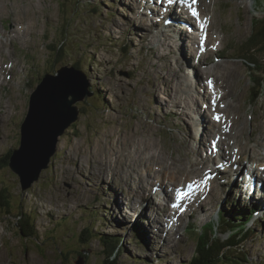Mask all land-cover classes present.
Listing matches in <instances>:
<instances>
[{
    "label": "rangeland",
    "instance_id": "1",
    "mask_svg": "<svg viewBox=\"0 0 264 264\" xmlns=\"http://www.w3.org/2000/svg\"><path fill=\"white\" fill-rule=\"evenodd\" d=\"M124 1L0 0V161H6L7 155L20 147L21 125L29 111L30 96L46 74H54L63 66L71 67L78 62V66L84 71L89 89L93 88L101 93L105 101V104H94L92 96L78 103L80 109L84 108L89 115L80 113L78 121L60 138L58 152L52 158L49 168L42 172L40 179L29 189L23 188L20 176L13 172L9 164L0 167V193L2 188H6L11 198V201L6 198V202L10 203L12 213L6 215L7 212L0 206V264H61V250L68 255L66 264H110L102 253L101 244L96 238L97 232L128 239L126 246L129 243V247L119 256L118 264H141L136 257H150L149 262L153 260V264L161 261L166 263L165 260H169L170 264H188L197 252V246L193 236L187 232V226L191 223L197 228L202 227L217 217L224 204L226 212L221 214L231 216V204L230 201L227 202V194L233 183V175L224 182L213 177H217L215 171L218 168L228 167L223 161L231 166L240 162L232 163L229 158H237L235 150L241 139L233 136L232 132L229 154L224 148H217L218 153L211 149L215 146V138L221 136L213 130L211 122H203L202 116H212L210 107H204L205 102L209 104L210 101L194 92L189 79L191 64L200 86L205 87L210 94V100L215 101L208 78H205L209 66L201 65L198 68L202 69L199 71L204 75L202 84V77H198V60L194 63L193 59H189L193 47L184 41L177 42L178 38L174 34V38L170 35L172 40L169 41L163 32L166 27L160 21V15H169L171 19V14L155 7L151 2L149 4L156 9L158 16L150 18L142 11L139 16L134 9L136 2L132 1L129 6ZM180 4L184 3L180 1ZM207 5L214 16L210 13L207 15L214 17L216 22L210 29H214V35H209L212 43L208 47L213 50L219 48L220 53L226 54L220 49L222 44V48L227 47V52L231 51L228 52L230 57L216 58L215 62L225 61L222 64L224 69L234 74L235 104L240 107V112L234 114L230 108L224 113V109L218 106L220 112L217 111V116L221 119V115H225L229 124H236L241 114L245 137H261V132H264V95L259 99L256 97L262 87L259 80L264 79V50L259 49V44L250 43L249 37L253 33L252 20L255 18L260 22L264 19V4L259 12L250 10L246 0H205L204 6ZM149 14L155 15L150 11ZM185 14L197 28L194 19L188 13ZM202 18L203 15L200 19ZM173 19L172 25L180 30L178 37L184 34L185 38H189L191 34L182 19L179 21L180 26ZM165 30L169 32V28ZM218 37H226L225 42L217 45ZM193 39L198 42L194 35ZM62 42H65L67 53H55L56 46ZM171 43L179 56L172 49ZM204 46L201 47L202 50ZM193 51L196 56V50ZM169 57H174V63L170 62ZM231 57H235L233 61H230ZM184 63L187 64L186 67L183 66ZM202 63L201 61L200 64ZM252 79L257 80L255 88ZM186 83L191 85V91L185 88ZM183 88L186 89L185 93H182ZM177 93L179 99H175ZM186 94L192 96L193 103L197 98L195 106L198 103V108L194 113L198 127L195 119L189 115L192 113L189 108L192 106L191 102L182 100ZM173 100L178 101L175 102L178 108L182 106L181 115L176 113V108L173 107L175 105L172 106ZM224 100L219 104L224 103ZM227 101L232 102L233 98L229 97ZM223 121L225 123L226 120ZM207 125L210 128L212 126L214 132L215 138L211 140V144L210 140H206L207 135L212 138L206 130ZM199 127L201 131L198 134ZM197 134L198 148L207 147V151L197 153L196 144L193 142V137L196 138ZM255 145V142L250 144L253 148ZM149 150H158L156 152L161 158H156L154 154L147 157L146 151L149 154ZM260 153L264 156V148ZM201 157L204 159L195 161ZM246 158L254 163L250 155ZM148 160L155 167L164 169L167 178H170L168 172L175 170L168 167L167 160L170 164L175 162L182 167L194 162L192 167L198 165L203 171L205 167L207 171L211 169L212 172L208 175L212 176V187L216 186V190H220V194L213 195L215 203L207 205L204 213L193 203L186 206V214L180 216L183 221L178 232L173 231L174 236L170 237L173 239L172 244L160 245L153 241V245L149 247L150 252L138 249V245L131 242L133 238L127 237L131 230L123 227L130 222L131 228L132 224L139 222L142 208L147 210V207H153L152 212H145V218L141 217L144 223L147 221L153 230H159V223H165L168 229L164 200L155 194L149 184L156 181L157 175L150 174L149 177L147 167H137ZM217 162L219 165L214 166ZM135 166L138 168V175L134 176L132 173L131 177L135 183L138 181L139 186L142 185L147 190V197L143 199H138L137 194V199L132 198L133 195L127 192V182L123 180L127 168L133 169ZM256 167L259 168L257 165ZM234 172L236 171L227 170L223 179ZM204 174L207 173L190 175L188 178L179 175L176 181L168 180V184L173 185L171 192L175 193V186L180 187L185 181L194 183L205 176ZM245 178L244 175L243 179ZM226 181L229 184L223 186ZM123 183L126 185L123 186ZM116 186L118 191L111 193ZM167 186L162 189L166 194L169 192ZM130 187L137 190L132 179ZM119 191L127 194L123 196ZM209 191L212 192V189ZM4 195L7 196L6 193ZM253 195L261 200L260 195ZM203 196L205 195L200 197ZM126 197L136 205V213L131 219L135 222L127 218L132 215V205H127ZM153 201L158 202V207L151 204ZM171 211L170 209L167 218L173 223L175 215L171 216ZM22 212L29 213L31 220H35L43 237L41 242L23 239L17 221V216ZM260 212H264V209L260 208ZM90 214L96 215V218ZM85 229H92L94 236L96 235L91 243H83L81 240ZM256 229L262 237L254 236L241 245V249L229 253L239 258L234 264H264V226ZM217 237L222 238L220 234ZM127 249L131 252H127ZM84 254L87 257L85 259ZM245 254L248 255L247 262L243 259Z\"/></svg>",
    "mask_w": 264,
    "mask_h": 264
},
{
    "label": "bare ground",
    "instance_id": "2",
    "mask_svg": "<svg viewBox=\"0 0 264 264\" xmlns=\"http://www.w3.org/2000/svg\"><path fill=\"white\" fill-rule=\"evenodd\" d=\"M132 1H135L136 4H139L138 8H137L138 10H140V9L144 10V8H145V10L148 9V12H147L148 15H149V11H150L151 13L154 12V14H155V15H153L154 17L158 16V13L156 14V9H154L151 4L144 3V0L142 2L139 1V0H129V2L128 1L127 2L124 1V4L126 5V3H127L130 6L132 4ZM180 1L181 0H177V2L172 5V8L170 10H168L169 12L166 10L167 11L166 13H170L171 16L178 21V24H179V21L181 22V19H182V21L186 24L187 29H188V31H189V33L191 35H189L190 36L189 38H185V35L183 34L179 38L178 37V32L180 30H177L172 25V22L174 21V19L173 18L170 19L169 15H166V17H163V15H160V21L164 22V27H166L165 29L169 28V32L167 30H165V29L163 30V32L166 33V38H168V40L171 41L172 38L170 37V35L173 37V34H174V36L178 38L177 42H183V41L187 42V43L190 44V46L193 47V49L196 50V52H197L196 56L194 55L193 49L190 51L189 59H193L194 63H195V60H198L197 71L199 72L198 77H202V84H203V80H204V75H202V72L200 73V71H199V70H202V69L198 70V68L201 65L209 66L208 72H207L205 78L206 79L208 78L207 80L212 82L211 87H210V91H211L212 95L215 96V97H213V98H215V101H214L215 103L214 104H213V101L210 100V94L208 93V90L204 87L205 90H206L205 91L204 88L202 86H200V82L198 81L197 77L195 76V73H193V71H192V65L191 64H190V67H189V71L191 72V74H189L190 75L189 79H191L190 81L193 84L194 92L195 93H200L198 95H200V97L206 99L207 101H210V104L213 107L210 104H208V103L206 104L205 101H204L205 102V106L204 105L203 106L207 107V108L210 107L211 110L213 109L215 116L218 115L217 111L220 112V110L217 109L218 106L221 109H224V111H223L224 113H226L227 109L230 108L234 112V114L235 113L237 114L238 112H240V107H237L236 104H235L236 98H235V95L233 93V89H234L233 86H235V84L233 82L234 74L232 72L224 69V66L222 64L225 61H222V62L219 63L217 61L215 62V60H214L215 58H218V59L228 58V57H230L229 56L230 53L222 54V53L219 52V48H214V50L209 48L208 46L212 43V39H211L212 37H210L209 35L208 36L204 35L206 30L209 32L210 29L216 24L214 17L211 20V23H210L211 25L210 26H208V23H209L208 19H205V17H203L201 19V22L203 24V30H202V28H200L201 35L199 36V39L203 40L202 43H201V47L205 45L204 49L202 50L200 46L196 47V45H194L195 41H193L194 40L193 39V35L196 36L198 34V32H199V26L195 22V18L196 17H193L191 12H190V10H189V8H188V6L186 4L181 5ZM198 6H196L197 8H195L194 5L192 7L195 8L196 11L198 12L199 18H201V16L203 14L207 15L209 13L214 16V13L211 12V10H210L208 5L207 6H201L199 8H198ZM155 7H157V6H155ZM163 8H164V6H163ZM184 11L186 13H188V15L191 16L194 19V22L196 23L197 28H195V25L192 22L191 18L188 17L185 14ZM201 11H202L203 14L201 13ZM156 21L158 22V20H156ZM139 22H141V21H139ZM142 24H144V22H142ZM166 24H167V26H166ZM179 26H180V24H179ZM196 29H198V30H197V32H195L196 33L195 34L193 31L194 30L196 31ZM219 34H221V33L219 32ZM225 40L226 39L224 37H219V38H217L216 43L218 45L220 43H224ZM170 45L172 46V49H174L175 53L177 54L175 46L172 43ZM234 58L235 57H231L230 61H233ZM201 61L203 62L202 64H200ZM186 65H185V63L183 64V66H185V67H186ZM185 86H186L185 88H188V89L190 88L191 89V85L190 84L188 85L186 83ZM185 92H186V89L183 88L182 93H185ZM178 93L175 96V99H179ZM229 97L233 98L232 102H228L227 101V98H229ZM196 99H195V103H193L191 95H187L185 98H182L183 101L191 102L192 106H190L189 108H190L192 113H190L189 115L191 117H193V119H195L196 127H198L197 120H196L195 113H194V110L198 108V103H197V106H195ZM223 100H224V103L219 104ZM175 102H178V101H174L173 100L171 102L172 106L174 104L175 106H173V107L176 108V113L178 115H181L183 113V111L181 109L182 106H180V108H178L177 103H175ZM180 103H182V102H180ZM210 118H208L206 116H202L203 122H205V123L211 122V124H212V126L214 128L213 130L217 131L219 133V135L221 136L218 139L215 138L214 137V132L212 130V126H211V128L208 125L206 126V130L208 131V133H210L212 135V138L209 135H207L206 136V140H210V144H211V142H212L211 140L213 138H215V141H213L214 144H215V149L214 150L217 152V148H219V149L220 148H224L226 153L229 154L231 152L229 147H231L230 140L232 138V132H233V136L237 137V139H241V142H239V144L237 145L236 150H235V154H236L237 158L236 159L229 158V159L231 160L232 163H237V162L240 161L237 164L238 166H240L244 162L249 163V164L246 165V168H249L251 166V164H252V166L247 170V172H246V169L243 170V171L236 169V172L229 173L228 174V178H224V179H223V174H225V172H227V170H229V169H225L224 170V167H220L219 166L220 168H218L215 171V173H217L216 174L217 175V179L219 181H221V182H224V180L231 178L232 175L234 176V177L232 176L233 183H232L231 187L229 188V192L227 194V202L228 201H231V202L235 201V198H236L235 197V190H237V192L240 195H243L248 201L251 202V204H253L254 206H256L258 208H263L264 209V201H262V200H264V182H263L264 181V156L260 153V150L262 148H264V132L263 131L261 132V137H258V138L257 137L256 138L248 137V138H246L245 137V132H244L243 120H242L243 117H242L241 114L239 115V119H238L236 124H234V123L229 124L227 122L228 118L225 117V115H221V119L219 121H217L216 119H213V118L210 119ZM224 119L226 120L225 123H223ZM200 131H201V128L199 127L198 134L200 133ZM198 134H197L196 138L193 137V142H195V144H196L197 153H200L201 151L205 152V151L208 150L207 147H205L204 149L202 147L198 148V145H197V142H196V140L198 139ZM242 141H245V142H242ZM253 142L256 143V145H255L256 147H254V148L250 146V144L253 143ZM191 143H192V141H191ZM226 146H228V147H226ZM156 151L158 152V150H156ZM156 151L149 150L148 151L149 154L146 151V155H148L147 157H149V155H151V154H154L156 158H161V156L158 155V153ZM248 155L251 156V159H253L254 163L259 168H257L254 163L249 162L248 158H246ZM143 156H144V154H143ZM244 158H245V160H243ZM202 159H204V158L201 157V158H199V159H197L195 161H199V160H202ZM241 160H243V161H241ZM167 162H168V167H171V168L175 169V170H170L168 172L170 178H167V176L165 175V170L164 169H162L161 167H158V168L155 167L151 160H148L147 162L140 163V164L138 163L139 165L137 167H139L140 165L147 167V169H149V177H150V174H151V176L152 175H154V176L157 175L156 178H155L156 181L155 182L152 181L153 184H152V182H150L149 184L152 187L151 189L153 191H155V194L161 196L160 198H162L164 200V205L166 204L164 209L167 212V214H166L167 216L165 218L167 220L168 229L166 228L165 223H159L160 226H161V228L159 230H153L151 228V226L148 225L147 221H145L146 223H144V220L141 217L143 216L145 218V212L146 213L152 212L153 211V209H152L153 207L152 208L151 207H149V208L147 207V210L145 208L144 209L142 208L140 210L141 213H140L139 218H138L139 222H135V220L131 221L132 216L136 213V211H135L136 209L134 210V207H136V205L134 206L135 203L133 201H131L129 199V197L125 198V202L127 203V205L128 206L132 205V212H131L132 215L130 214L131 216L130 217L128 216L127 218L130 219L131 222L145 224L146 231L149 233L150 238L153 241L158 242L160 245L172 244V240L173 239L170 238V237L174 236L173 231L176 230L178 232L180 223H181V221H183L182 220L183 217H180V216H183V215L186 214V211H187L186 206H188L190 203H193V204H195V206L199 207V210L201 212L204 213V208L207 205L215 203L213 195H216L217 193L220 194V190L219 191L216 190V186L214 188L212 187V186H214V185H212V176L208 175L210 172H212L211 169H209L207 171V169L205 167V171H203L202 167H198V165H194V167H192L194 162L188 163L187 167L178 166L175 162L170 164L168 160H167ZM223 162H225V161H223ZM213 165L214 166L215 165L218 166L219 162H217V163H215ZM151 166H153V169L151 168ZM137 167L135 166L133 169L128 167L127 171L123 174V180H125L127 182V188H128L127 192L133 195L132 198H135V194H137V198L138 199H143V198L147 197L146 196L147 195V190L144 188V186H142V185L139 186L138 181L135 183L134 179L131 177L132 173H134V176L138 175V171L136 170ZM200 173H207V174L206 175L204 174L205 176H203L202 178L200 177L201 178L200 181H196L194 183L193 182L190 183V182L185 181L183 189H180L179 186H175V187H177L175 189V193L171 192L173 185L171 186L170 184H168V180L176 181V178H178L179 175H184V176H187V178H188V177H190V175H198ZM129 174H130V177H127V175H129ZM236 174H238V175H236ZM244 175L246 176L245 179H243ZM238 176H240L242 180L238 179ZM130 178L132 179L135 187H137V190H134V188L131 189V187H130V180L131 179ZM201 180H203V181L201 182ZM262 183H263V185H261ZM125 185L126 184L123 183V186H125ZM166 185H168L167 188L169 190V192L167 194L162 191V189ZM188 185H192V190L191 191L188 190V187H187ZM117 187L118 186L114 187L111 190V193L115 192V190L118 191ZM185 188H186V192L187 193H185V194L183 193L184 194L183 195V199H180V200L177 199V203H179L181 206H184L185 210H183V212H181V213H180V211L175 210V212L171 214V216L175 215L174 216L175 220L172 223L171 220L169 219L170 220L169 221L168 218H167L168 217V212H170V209H171L170 203H175V198L174 197L176 195H178V193H182L181 190L183 191V190H185ZM210 189H212V192L209 191ZM119 192L122 195L124 194L123 191H119ZM170 192L172 193L171 196H170ZM252 193L260 195V199L261 200H258ZM125 194H127V193L125 192ZM201 195H205L203 197L206 198V199H204L203 197H200ZM137 198H135V199H137ZM240 200H241V196L238 198V201H240ZM136 202H138V201H136ZM156 203H158V202H154V201L151 202V204H153V206L155 205V206L158 207V205H156ZM218 203H219V201H218ZM218 203H217V205H218ZM225 205L226 204H224V207H225ZM224 207H222L221 209L222 210H226V208L224 209ZM158 210L160 211V208H158ZM261 213H263V212H261ZM161 214L164 215V212L161 211ZM157 215H158V212H157ZM158 216L160 217V215H158ZM124 222H127V221H123V223ZM159 222H160V218H159ZM261 224H264V222L260 223V225ZM129 225H130V222H129ZM257 235H258V233L253 234V236H256V238H259V235L261 236V234H259L258 237H257ZM253 236H252V238H253ZM158 237H159L160 241L158 240Z\"/></svg>",
    "mask_w": 264,
    "mask_h": 264
},
{
    "label": "water",
    "instance_id": "3",
    "mask_svg": "<svg viewBox=\"0 0 264 264\" xmlns=\"http://www.w3.org/2000/svg\"><path fill=\"white\" fill-rule=\"evenodd\" d=\"M86 76L74 67L47 74L30 96L29 111L21 125V146L12 151L10 168L29 189L49 168L60 138L78 121V103L91 97Z\"/></svg>",
    "mask_w": 264,
    "mask_h": 264
},
{
    "label": "trees",
    "instance_id": "4",
    "mask_svg": "<svg viewBox=\"0 0 264 264\" xmlns=\"http://www.w3.org/2000/svg\"><path fill=\"white\" fill-rule=\"evenodd\" d=\"M261 4H264V0L259 1ZM259 3V4H260ZM250 43H256L259 47V49L264 50V19L260 22H255L253 26V33L252 37L250 38ZM65 42H62V44L57 45L56 49L54 50L55 53L58 54L62 52V54L67 53V49L64 48ZM76 62L74 66L77 70H82ZM253 80V79H252ZM262 82V87H260V90L258 92V96L256 94V98H260L262 95H264V79L261 78L259 80V83ZM90 91L94 92L95 96L91 99L94 104L104 102L103 96L99 94L98 91L95 89H90ZM81 113L88 116L89 112H85L84 108H81ZM11 152L7 155L6 161H0V167H3L4 165H8L10 161ZM4 193L7 194V196L4 195ZM6 198L11 201L10 195L6 192V188L1 189L0 193V206L3 208L7 213L6 215H11V209H10V203L7 201ZM228 210V209H227ZM226 212V210L222 211ZM231 212V211H230ZM237 212L234 210L232 211V214H236ZM90 216H94L96 218V215L90 214ZM223 220V219H222ZM18 221V227L21 231V235L23 239L29 240L30 242H41L43 240V237L40 235L35 220H31L29 213L22 212L20 215L17 216ZM221 225V234L223 236L228 235V231H230V235H228V238L223 239L218 238L217 235L214 233L213 228L211 227H203L198 233H197V252L192 258L190 264H225V262L229 264L237 263L235 260H239L238 257L235 255H230L229 253L231 251H237L241 245L246 243L247 241L252 239L253 234H251V231L246 232L244 227L238 226V223L232 221V218L229 220V222L226 220L222 221ZM63 230V227H61ZM92 229H85L82 232L81 240L83 243H91L95 236ZM97 239L99 240L104 257L107 259L110 264H118V255H121L123 248H120V243H122V240L120 237H116L114 235H109L106 233H100L97 232ZM86 236V238H84ZM254 237V236H253ZM218 238V239H216ZM51 239H53L51 237ZM50 239V240H51ZM40 247V246H39ZM63 248V247H62ZM60 255L62 257L61 264H66V261L69 260L67 258L68 255H66L65 251L61 250ZM84 259L87 258L84 254ZM248 258V255H243V259L246 261ZM149 262V261H148ZM150 264H153V260H150Z\"/></svg>",
    "mask_w": 264,
    "mask_h": 264
},
{
    "label": "snow or ice",
    "instance_id": "5",
    "mask_svg": "<svg viewBox=\"0 0 264 264\" xmlns=\"http://www.w3.org/2000/svg\"><path fill=\"white\" fill-rule=\"evenodd\" d=\"M168 2H169V4H172V3H173V0H168ZM181 2L184 3V4H186V5L188 6V8L191 10V14H192V16H193V17H196L197 20H198V19H199V14H198V12L196 11V9L192 7V6L196 3V0H181ZM201 28H202V30H203V25H201ZM211 84H212V82L209 81V86H210V87H211ZM214 103H215V102L213 101V104H214ZM215 119H216L217 121H219V120H220V117H219V116H216ZM188 190H189V191L192 190V185H188ZM177 199H178V200L183 199V195L180 194V193H178V195H177ZM172 206H173L174 208H179V207H180V204H179V203H176V204H173Z\"/></svg>",
    "mask_w": 264,
    "mask_h": 264
}]
</instances>
